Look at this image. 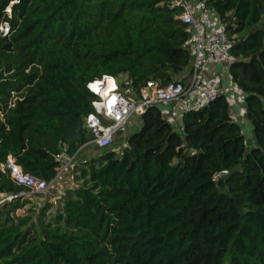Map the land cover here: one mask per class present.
Masks as SVG:
<instances>
[{"label":"trees","instance_id":"trees-1","mask_svg":"<svg viewBox=\"0 0 264 264\" xmlns=\"http://www.w3.org/2000/svg\"><path fill=\"white\" fill-rule=\"evenodd\" d=\"M171 1L0 0V164L53 180L61 146L71 157L91 140L86 85L102 75L186 84ZM202 1L231 41L252 145L225 96L181 113V132L171 108L149 107L121 156L118 138L75 167L51 221L49 205L30 226L14 218L25 203L0 206V264H264V0ZM21 191L0 173V194Z\"/></svg>","mask_w":264,"mask_h":264},{"label":"built area","instance_id":"built-area-1","mask_svg":"<svg viewBox=\"0 0 264 264\" xmlns=\"http://www.w3.org/2000/svg\"><path fill=\"white\" fill-rule=\"evenodd\" d=\"M170 4L179 9L177 18L186 26L189 34V82L183 84L172 81L162 85L150 80L136 87L134 81L126 75H102L89 82L86 89L93 96L90 101L92 112L84 118V128L91 134V140L86 144L94 145L97 149H107L114 144V135H117L121 140L118 150V155L121 156L127 145L123 133L130 127V119L140 118L149 107H166L172 110L175 107L181 113H188L204 107L220 96H225L233 108L239 103L243 104V94L231 82L227 73L232 60L229 55L231 41L224 25L202 0H172ZM244 145L248 148L247 140ZM66 153L67 148L61 146V152L55 156L61 166L54 179L49 182L23 172L11 156L0 164V173L7 175L14 185L22 188L19 192L22 195L44 194L55 187L63 174H68L78 165L77 154L69 157ZM226 174L227 172H223L214 178ZM18 194L8 195L6 199L16 200Z\"/></svg>","mask_w":264,"mask_h":264},{"label":"rangeland","instance_id":"rangeland-1","mask_svg":"<svg viewBox=\"0 0 264 264\" xmlns=\"http://www.w3.org/2000/svg\"><path fill=\"white\" fill-rule=\"evenodd\" d=\"M5 24H3L0 28V32H2L3 35H5L8 32V26L4 28ZM226 78H227V73H225ZM190 77L188 78L189 82ZM15 98H13L12 95V103H14ZM232 110L234 109L233 106L231 105ZM240 108H242L240 110ZM236 111H234L233 114V120L236 123H240L241 121L245 122L244 118V108L243 104L239 103L236 107ZM163 112H167L166 109H163ZM180 116L181 112L174 107L173 110H171L170 115L168 117V121L173 125L175 131L181 132V127H180ZM247 121V120H246ZM139 122L140 118L137 117H132L130 119V127H128L127 131L123 133L124 137H127L129 133L134 132L139 129ZM249 133V132H248ZM118 136L114 135V139L118 140ZM247 143H248V148L252 145L250 136L247 137ZM121 141V140H120ZM100 150L97 149L94 145L91 144H85L82 146L79 150V153L77 155V161L80 163L82 161H89L90 159L96 157L99 154ZM78 163V164H79ZM75 168L71 169L68 174H63L62 178L58 181V183L55 185L53 189H50L46 191L44 194H39V195H22L19 193V197L16 200H13L15 204H21L25 203V205L18 209L14 213V218L16 222L22 223L24 226H30L32 223L36 224L38 220V216L41 213L42 208H44L46 205H49L47 209L44 211V221H51L52 217H54L60 210H61V197L63 196L64 192L66 189L70 188H75L78 186V183L76 181V173H72ZM13 201H8L6 199V195L0 194V206H2L5 203H10Z\"/></svg>","mask_w":264,"mask_h":264},{"label":"crops","instance_id":"crops-1","mask_svg":"<svg viewBox=\"0 0 264 264\" xmlns=\"http://www.w3.org/2000/svg\"><path fill=\"white\" fill-rule=\"evenodd\" d=\"M219 70H221L220 68H218ZM236 110H238V109H236V108H234L233 109V114H234V111H236ZM233 114H232V118H233ZM234 119V118H233ZM240 126H241V128H242V132H243V134L245 135V136H247V137H251V126H250V124H249V122H247L246 120H245V122L244 121H241L240 123H238ZM249 132V133H248Z\"/></svg>","mask_w":264,"mask_h":264},{"label":"water","instance_id":"water-1","mask_svg":"<svg viewBox=\"0 0 264 264\" xmlns=\"http://www.w3.org/2000/svg\"><path fill=\"white\" fill-rule=\"evenodd\" d=\"M13 4H11L10 6H12ZM9 10H10V8H9Z\"/></svg>","mask_w":264,"mask_h":264}]
</instances>
